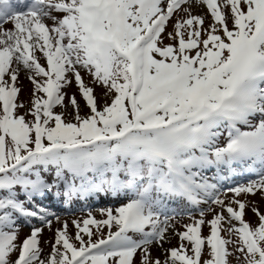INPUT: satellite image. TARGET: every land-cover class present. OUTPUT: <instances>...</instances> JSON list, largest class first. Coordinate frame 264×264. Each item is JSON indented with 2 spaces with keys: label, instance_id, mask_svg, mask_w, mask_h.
Wrapping results in <instances>:
<instances>
[{
  "label": "snow or ice",
  "instance_id": "snow-or-ice-1",
  "mask_svg": "<svg viewBox=\"0 0 264 264\" xmlns=\"http://www.w3.org/2000/svg\"><path fill=\"white\" fill-rule=\"evenodd\" d=\"M261 204L264 0H0V264H264Z\"/></svg>",
  "mask_w": 264,
  "mask_h": 264
},
{
  "label": "rangeland",
  "instance_id": "rangeland-1",
  "mask_svg": "<svg viewBox=\"0 0 264 264\" xmlns=\"http://www.w3.org/2000/svg\"><path fill=\"white\" fill-rule=\"evenodd\" d=\"M21 84H23L24 85V88L22 89V92H21V98L22 99H27V91H28V88L30 87V84H29V82L23 77V74L21 75ZM67 91H69V92H72V91H75V86L73 85L71 88H69V89H67ZM78 99H80L79 98V96L77 97ZM99 99V98H98ZM261 210L262 211H264V204H261ZM80 213L78 212V213H76V215H79ZM246 219H249L250 221L251 220H253L254 219V217H253V214L251 213V212H248L247 214H246ZM202 231H203V234H207V227L205 226L203 229H202ZM176 243V241L175 240H173V244H175Z\"/></svg>",
  "mask_w": 264,
  "mask_h": 264
}]
</instances>
